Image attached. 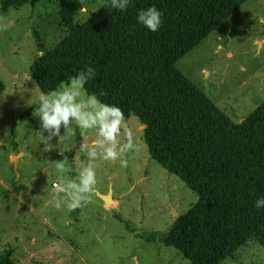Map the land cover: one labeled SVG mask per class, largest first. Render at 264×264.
I'll return each mask as SVG.
<instances>
[{
    "label": "rangeland",
    "instance_id": "1",
    "mask_svg": "<svg viewBox=\"0 0 264 264\" xmlns=\"http://www.w3.org/2000/svg\"><path fill=\"white\" fill-rule=\"evenodd\" d=\"M75 1V22L101 5L100 0ZM60 10L58 0H35L0 14V23L12 22L0 31V256L9 252L14 264H190L176 249L145 239L166 232L197 195L149 156L143 125L134 115L125 122L138 150L121 157L127 166L119 159H98L90 202L75 211L64 204L55 207L57 199H67L60 189L77 179V164L87 163L82 137L77 129L42 153L35 105L25 106V101L32 93L35 101L41 92L34 89L31 62L67 31ZM176 67L233 121H241L264 101V0H244ZM95 139L94 131L87 133L89 144ZM58 161L63 171L57 170ZM108 191L112 201L105 203L98 193ZM221 264H264V249L251 239Z\"/></svg>",
    "mask_w": 264,
    "mask_h": 264
},
{
    "label": "trees",
    "instance_id": "2",
    "mask_svg": "<svg viewBox=\"0 0 264 264\" xmlns=\"http://www.w3.org/2000/svg\"><path fill=\"white\" fill-rule=\"evenodd\" d=\"M65 35L37 55L29 72L39 90H55L85 65L96 70L89 93L119 106L143 125L149 156L197 195L169 229L145 237L179 251L190 264H221L253 239L264 249V101L233 121L177 67L244 0H131L127 11L104 7L83 22L79 4L58 0ZM35 0H1L0 14ZM155 6L162 24H139L141 9ZM4 84L0 79V94ZM0 264H14L9 252Z\"/></svg>",
    "mask_w": 264,
    "mask_h": 264
},
{
    "label": "clouds",
    "instance_id": "3",
    "mask_svg": "<svg viewBox=\"0 0 264 264\" xmlns=\"http://www.w3.org/2000/svg\"><path fill=\"white\" fill-rule=\"evenodd\" d=\"M130 2L131 0H107L104 7L123 12L127 11ZM137 21L150 31L156 32L162 24V13L155 6L141 9L137 14ZM11 26V21L2 22L0 31H7ZM95 76V68L85 65L58 89L47 93L41 91L35 101L32 93L31 98L25 101V106L35 105L32 115L38 118L42 131V153L52 151L66 138L75 135L77 129L82 137L80 151L87 157V163L83 167L77 164L76 180L64 182L60 191L66 193L67 199L56 200L55 207L58 210L64 204L69 211H75L90 202L89 195L94 192L97 183L95 166L98 159L112 162L119 159L121 166L126 167L127 161L121 157L130 151L138 150L133 132L125 122L123 110L100 98L106 93L97 95L87 91L86 84ZM38 87L39 85H36L34 89ZM21 100H24L23 95ZM90 131H94L96 136L91 144L87 142V133ZM53 138H58L56 145L51 143ZM63 169V161H58L57 170ZM254 206L257 209L264 208V197L258 198Z\"/></svg>",
    "mask_w": 264,
    "mask_h": 264
},
{
    "label": "bare ground",
    "instance_id": "4",
    "mask_svg": "<svg viewBox=\"0 0 264 264\" xmlns=\"http://www.w3.org/2000/svg\"><path fill=\"white\" fill-rule=\"evenodd\" d=\"M112 201V196H111V192L106 196L105 198V203L111 202Z\"/></svg>",
    "mask_w": 264,
    "mask_h": 264
},
{
    "label": "water",
    "instance_id": "5",
    "mask_svg": "<svg viewBox=\"0 0 264 264\" xmlns=\"http://www.w3.org/2000/svg\"><path fill=\"white\" fill-rule=\"evenodd\" d=\"M110 193V191H108L107 193H105V194H102V193H98L99 194V196L104 200V202H105V198H106V196L108 195Z\"/></svg>",
    "mask_w": 264,
    "mask_h": 264
},
{
    "label": "built area",
    "instance_id": "6",
    "mask_svg": "<svg viewBox=\"0 0 264 264\" xmlns=\"http://www.w3.org/2000/svg\"><path fill=\"white\" fill-rule=\"evenodd\" d=\"M53 185H54V186H56V183H55V182H53Z\"/></svg>",
    "mask_w": 264,
    "mask_h": 264
}]
</instances>
